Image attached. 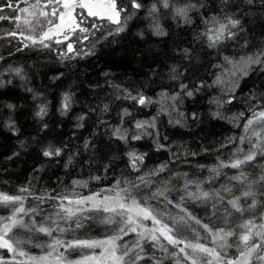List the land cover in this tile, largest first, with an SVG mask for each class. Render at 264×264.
I'll return each instance as SVG.
<instances>
[{
	"label": "trees",
	"instance_id": "1",
	"mask_svg": "<svg viewBox=\"0 0 264 264\" xmlns=\"http://www.w3.org/2000/svg\"><path fill=\"white\" fill-rule=\"evenodd\" d=\"M27 1L36 0H0V193L22 197L24 208L9 233L19 241L14 247L39 255L56 241L115 237L119 256L132 249L124 264H213L189 247L124 234L123 210L69 215L60 208L94 193L135 202L174 239L213 247L223 260L244 249L249 222V243L264 242L257 234L264 232V119H257L264 112V0H169V8L162 0H136L140 8L114 0L119 25L79 9L77 22L88 31L59 43L39 42L57 23L52 5L26 24L19 9ZM257 56L260 63L248 62ZM249 153L254 158L238 168L220 166ZM236 198L240 211L230 203ZM14 208L0 204V224ZM221 229L232 235L218 236ZM261 251L251 264H264L255 258ZM87 253L63 251L66 259Z\"/></svg>",
	"mask_w": 264,
	"mask_h": 264
},
{
	"label": "snow or ice",
	"instance_id": "2",
	"mask_svg": "<svg viewBox=\"0 0 264 264\" xmlns=\"http://www.w3.org/2000/svg\"><path fill=\"white\" fill-rule=\"evenodd\" d=\"M39 2H40V0H36V4L30 5L28 8L19 9V11H22L24 13H29V9L30 8H36L39 5ZM53 2L58 4L60 6V8L62 9L61 11H59V13H57L56 8L52 9V14L53 15L58 14V18H59L60 22L53 26L55 29V32H53V29L50 28L47 32H44L41 35L40 40H39L40 43H43V41H45V40L51 39L52 36L50 35V33H52L53 35H60L62 32H65V31H70L72 33H75L77 31V29L80 32L88 31V29L80 27V23H82V21L80 23L77 22V20L74 16L76 9L86 10L88 16L97 17L100 19L106 18L109 21H111L112 23H115L117 25L120 24L119 16H120V11H122V9L119 11L116 10V6H115L114 2L113 3H106V2H104V0H49V3H53ZM162 2H163V6L165 8L170 7L169 0H162ZM132 6L134 8L142 7V5L137 3L136 0H132ZM8 7H12V5L10 4V5H8ZM152 11L153 12L156 11L155 5H153ZM186 13H187L186 8H177L176 9L177 15L186 16ZM30 14L35 15L36 13L32 12ZM39 15L46 17L48 14L44 11H40ZM77 15H79V13H77ZM3 18L4 17L0 16V19H3ZM24 23L28 24L30 22L28 20H25ZM49 23H51V21H49ZM230 23L233 26H235V24L237 22L236 21H230ZM93 27H95V25H93ZM115 31L117 33L121 32V31H123V27L122 26L117 27V29ZM12 34L14 35L15 33H12ZM67 38H68L67 35H65V39H67ZM32 42L37 43V41L35 39H33ZM59 42L60 41H57V43H59ZM44 46L47 47V45H44ZM68 48H69V51L72 50L71 44L68 45ZM260 56H264V53H261ZM260 56H257L256 58L249 57L248 62L249 63H260L261 62ZM16 71L19 72V69H17ZM188 95H192V93L189 92ZM67 99H68L67 96H65V101H67ZM139 102L141 104L145 103L143 98H140ZM65 107H67V104H65ZM41 112H43V109H41ZM257 119H264V112H261L259 114V116L257 117ZM252 123H253L252 120L248 121V125L245 126L246 130H247L248 126L251 125ZM137 127H140V125H137ZM137 138H139V137H137ZM53 154L59 155V150L57 149L55 151V153L46 150L43 153V155L46 157L53 155ZM253 158H254V153H249V154L245 155L243 160L236 159L230 165H226V164L221 163L220 166L221 167L231 166L232 168H238V167H240L241 164L245 163L246 161H251ZM135 159L141 160L142 157H136ZM240 178H241L240 176L233 177V179H236V180H239ZM225 190L227 191L228 189H225ZM251 194L252 193L250 191H245L243 193V195H245V196H249ZM203 195L207 196L208 194L204 193ZM238 199L239 198H236V199L230 201V203H231L233 208H235L237 211H240ZM21 200H22V197H20V196H9V195L0 194V204H3L4 206L14 205L16 203H19ZM77 203H81V201H77ZM133 205L136 208V215L142 217L143 219L151 218L153 224H156V225L160 224V221L155 219V217L152 216L150 211H148L145 208L140 207L139 205H136L135 202H133ZM119 206L121 209H125L124 204H120ZM126 210L132 211V208L129 207ZM104 211H110V209L105 207ZM22 212H24L23 207H15L13 210V215L11 217L7 218L8 223L4 224L2 231H0V249H7L8 252H13V253L17 252V249L14 247V243L18 244L19 241H13L12 243H10L9 241L12 238L9 236V233L12 231V229L14 227H16L17 225H20V221L16 218V214L22 213ZM69 215H72V213H69ZM134 222L135 221L133 220L132 216H128L127 220L124 221L125 225H129V226L131 224H133ZM205 227H207V226H205ZM244 227L246 229V232H245V234H243L240 237L242 243L244 244V249H242L240 251V255L236 260H229L226 262V264H251V260L253 258V255L255 253H257L259 250L264 249V242H262L260 244H257V243H251L250 244L249 243V241L251 239V234H252V227H254V225H252V223L249 222L248 224L244 225ZM261 227L264 228V225H261ZM39 231L46 232L47 234L51 235V231L47 228L41 227L39 229ZM120 231L123 232L124 234H127L128 231L135 232L136 228L135 227H128V228L122 227L120 229ZM153 231H159L160 234L162 236H164V238L167 239L169 241V243H171L173 245L181 242L177 239H174L171 235L168 234L170 232V229L166 225H164L161 228L154 229ZM220 233H224V230L221 229L220 232L217 233V235L219 236ZM257 234L260 235L261 237H264V232L257 233ZM141 235H143V234H141ZM230 235H232L231 232L224 233V236H230ZM151 238L153 240L156 239V237L154 235ZM221 238H223V237H221ZM115 239L116 238L114 237L113 239H111L109 241H105L103 243L110 246L108 251H109V256L111 257V259L113 261V264H121V262L124 259V256H127L129 254V252L132 251V249H130V248L125 249L123 256H116V254H115L116 253ZM55 243L60 244L61 242L56 241ZM68 246L69 247H73V246L95 247L97 245L95 242L90 243V242H85V241H78L76 243V245L69 244ZM137 246H139L138 243H137ZM186 247H192L196 251L207 253L208 255L213 256L216 259H219V253H217L214 249L206 248L201 244L186 245ZM181 251H183V249H181ZM17 254L20 256L25 255V253L23 251H19ZM49 255H51V253H49ZM255 258L257 260H264V255H257ZM40 259L46 260L47 257H41ZM136 259H141V257L139 255H137ZM133 264H135L134 261H133ZM193 264H195V261H193ZM209 264H211V262H209Z\"/></svg>",
	"mask_w": 264,
	"mask_h": 264
},
{
	"label": "rangeland",
	"instance_id": "3",
	"mask_svg": "<svg viewBox=\"0 0 264 264\" xmlns=\"http://www.w3.org/2000/svg\"><path fill=\"white\" fill-rule=\"evenodd\" d=\"M27 2H29V1H27ZM104 2L113 3L114 0H104ZM33 4H36V1L29 2V4L26 3V5H24L23 8H28L30 5H33ZM46 5L47 6L52 5V7L50 8L51 14H52L53 8L57 9V13H59V11L62 10L60 8V6L58 4H56L55 2L49 3V0H47V1L40 3L36 8H30L29 13L23 12L25 15L22 18L26 20V19L31 18L32 16L37 15V13H39L40 11L46 12V10H45ZM77 10H79V9H76V11ZM83 11L87 14L86 10H83ZM32 12H35L36 14L31 15L30 13H32ZM74 16H75V13H74ZM57 18H58V14H57ZM76 20H77V18H76ZM59 22L60 21L58 18L56 24H58ZM53 26L49 27L44 32H47L50 28H52L53 32H55V29ZM72 34L73 33L70 31L62 32L60 35H53L52 33H50V35L52 36V38L54 39L55 42L65 41L68 38H70V36ZM65 35H67V37H68L67 39H65ZM39 40H40V38H39ZM0 194L7 195L4 193H0ZM77 201H81V203H77ZM120 204H124L125 209H121L119 206ZM15 207H22V206L19 205V203H16ZM105 207L109 208L110 211L114 210V209L123 210L126 214V218L128 216H132L133 220L135 222L133 224H131L129 227H135L136 231L134 233L137 234L140 238L147 239V240H153L151 237L154 235L156 237L155 240L161 238V239H164L165 241H167L169 243V241L167 239H165L164 236H162L159 231H153L154 229H158V228H161L164 226V224L161 221H160L159 225H156V224H153L151 218L143 219L142 217L136 215V208L133 205V203H123L118 198L117 194L112 195V194H108V193H101V194L100 193H94V194H90V195L78 196L75 198H69V199H66V200L60 202V208L61 209L65 210L69 213H73V214L78 213V212L85 210V209H102V210H104ZM129 207L132 208V211L126 210ZM20 214L21 213L16 214V218L18 220H19ZM12 215H13V212L9 217H11ZM6 223H8V220H6L0 224V231H2L3 226ZM141 234H143V235H141ZM168 234L171 235L170 232ZM111 239H113V237L97 239V240H85V242H90V243L95 242L97 246H95V247H84V248L88 249V253L82 257L75 258V259H66L63 255L64 249L69 248V246H68L69 244H67L65 246H61L60 244L53 243L50 246V248H48L45 252H43L42 254H39V255L28 254V253H25L23 251L25 253V255L20 256L17 253L21 250H17L16 253H13V252H8L7 249H0V262L9 261V262H20V263H30V264H113V261H112L111 257L109 256V251H108L110 246L103 243V242L109 241ZM116 242H117V238L115 239V245H116ZM76 243L77 242H73L70 244L76 245ZM186 245H192V244H186L184 242L175 244V246H177L180 250L186 248ZM203 246L206 248H209V249H214L213 247H208L205 245H203ZM81 247H83V246H81ZM189 249L194 250L192 247H189ZM49 253H51V255H49ZM201 253H203V252H201ZM115 254H116V256H119L117 253H115ZM203 254H206L207 256H209V258L211 259L213 264H226V262L229 261V260H223L220 257H219V259H216L213 256L208 255L207 253H203ZM239 255L232 260H236L239 257ZM261 255H264V249H262ZM41 257H47V259L41 260L40 259ZM121 264H124V262L122 261Z\"/></svg>",
	"mask_w": 264,
	"mask_h": 264
}]
</instances>
